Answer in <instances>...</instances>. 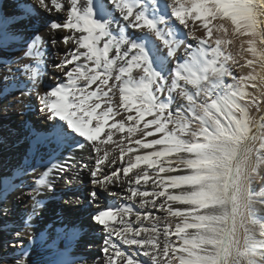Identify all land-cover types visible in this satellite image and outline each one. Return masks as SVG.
<instances>
[{"label": "snow or ice", "instance_id": "snow-or-ice-1", "mask_svg": "<svg viewBox=\"0 0 264 264\" xmlns=\"http://www.w3.org/2000/svg\"><path fill=\"white\" fill-rule=\"evenodd\" d=\"M25 11L36 23L11 37L20 47L2 61L0 97L21 117L36 101L45 127L27 138L51 151L0 184V218L10 194L29 201L8 230L12 264H32L42 197L85 170L90 190L74 202L105 233L101 264H264L253 188L264 183V0H32Z\"/></svg>", "mask_w": 264, "mask_h": 264}, {"label": "bare ground", "instance_id": "bare-ground-1", "mask_svg": "<svg viewBox=\"0 0 264 264\" xmlns=\"http://www.w3.org/2000/svg\"><path fill=\"white\" fill-rule=\"evenodd\" d=\"M22 2L32 3V0H0V76L4 74L2 61L7 58L6 53L10 50H18L20 47L19 41L11 37L22 36L30 32L36 23L28 18L26 11H23L20 6ZM5 37H8L6 44L4 43ZM51 77L52 72L49 70L43 78V83L51 84ZM11 98V95L7 97V100L0 97V184L5 178L11 177L18 167L32 163L34 156L45 155L46 152L51 151L47 147L37 149L27 138L29 128L43 129L45 127V122L36 109V101H29L32 107L27 109L21 117L17 114L16 105L5 107ZM34 148H36L35 154L32 152ZM80 155L85 158L80 163L86 162L87 153H78L77 160ZM261 175H264V169L261 170ZM15 182L18 183L19 180L16 179ZM253 188L256 193L264 191V183L259 177L254 181ZM89 190L90 184L85 170L80 183L67 185L59 182L50 198L42 197L45 199V205L39 210V216L34 222L37 243L35 246L29 245L32 250L30 257L32 264H44L46 260L53 258L52 253L57 251L67 252L76 264H101L103 258L101 248L105 233L90 221L88 207L77 205L74 202L76 196L83 199ZM111 191L120 196L124 194L118 187H113ZM14 195L15 193L8 196L9 216L0 218V229H3L0 231V257L6 258V264H12V257L15 255L14 249L5 246L6 241L11 239L8 230H15L22 226L21 220L25 214L26 205L29 203L27 200L23 203L17 202ZM112 199L114 197H108L105 203ZM27 210L30 211V209ZM256 212L258 218L264 216V207L257 204ZM57 229L75 230L76 238L68 240L65 236V238L57 239ZM42 234L46 235L44 240H40ZM112 239L122 248L128 247L122 245L116 237ZM53 241L56 243L50 248L49 245H52ZM0 264H4V260H0Z\"/></svg>", "mask_w": 264, "mask_h": 264}]
</instances>
